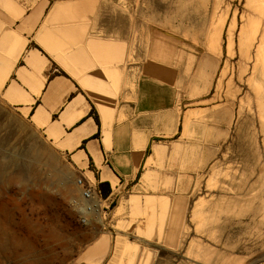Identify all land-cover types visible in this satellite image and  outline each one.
I'll return each mask as SVG.
<instances>
[{"label":"rangeland","instance_id":"374dc122","mask_svg":"<svg viewBox=\"0 0 264 264\" xmlns=\"http://www.w3.org/2000/svg\"><path fill=\"white\" fill-rule=\"evenodd\" d=\"M44 2L17 45L31 39L97 118L98 103L119 125L133 117L134 146L145 149L144 129L149 149L132 182L111 180L106 198L97 185L93 214L75 184L84 177L95 185L92 168L0 101V264H264V127L254 83L248 75L230 81L237 45L232 58L226 50L227 29L234 15L241 25L246 0H8L0 6V56L10 48L1 38ZM55 7L57 22L49 18ZM35 35L58 41L77 76ZM88 80L92 95L80 85ZM144 83L166 102L139 114L135 95ZM102 134L109 148L111 136L106 143Z\"/></svg>","mask_w":264,"mask_h":264},{"label":"crops","instance_id":"0c3cea01","mask_svg":"<svg viewBox=\"0 0 264 264\" xmlns=\"http://www.w3.org/2000/svg\"><path fill=\"white\" fill-rule=\"evenodd\" d=\"M7 1H0V6H5ZM35 11L22 22L16 34L1 38L3 45L9 43L10 48L6 56H0V76L5 70L0 101L7 107L15 109L20 115H27L32 126L46 137L50 135L49 141L55 139L63 152L74 157L75 163L86 162V166L92 168L89 172L92 173L96 186L108 182L111 187V180L115 178L119 187L127 185L143 168L150 137L145 134L144 129L141 131V141L145 137L147 144L140 152L134 146L133 117L119 125L115 121L112 122L113 112L108 108L111 115L109 119L104 115V119L100 108L103 105L100 103L96 104L99 121L97 125L93 114L90 116L93 107L79 92L75 82L59 75L51 61L30 46L31 39H28L27 43L26 41L21 43V46L17 45L21 39L18 33L40 17L34 16ZM42 32L43 29L38 36L39 39ZM38 38L36 41L42 46ZM44 50L48 53L45 48ZM53 60L55 61L54 58ZM55 62L58 65L57 61ZM69 74L77 76L74 72ZM85 83L92 88V92L86 91L82 83L81 87L87 94L92 95L95 91L94 84L90 80ZM148 83L140 85L135 95L136 103L133 109L139 114L150 113L154 106L158 108L166 102L164 97L156 96L145 88ZM35 124L41 126L36 127ZM103 129L111 136L109 148L103 142Z\"/></svg>","mask_w":264,"mask_h":264},{"label":"bare ground","instance_id":"6f19581e","mask_svg":"<svg viewBox=\"0 0 264 264\" xmlns=\"http://www.w3.org/2000/svg\"><path fill=\"white\" fill-rule=\"evenodd\" d=\"M0 1L3 2V0H0ZM45 5H46V3L44 2L36 8V11H35L36 15H34L35 17H37V16L39 17L42 14ZM245 6H246L245 7L246 11L240 15L241 25L239 26V28H237V18H236V15H234L232 22H231V25L227 29V46H226L227 53H229L231 58H232V56L235 54L234 53L235 45H237V50H238V54H239V61H237L238 66L235 70H233L230 81L232 82L236 76H237V79L239 81H243V77L245 75H248L245 82H247L249 85L254 83L252 89L254 90L256 105L258 107V112H259L260 119L262 121V128H263L264 127V0H246ZM58 8L59 7H55L50 12L49 18L51 19V21L54 20L57 22L59 19L62 18V17H60V14L58 13ZM19 15H20V13L18 12V16ZM225 18H224V20H225ZM131 20H132V24H134L135 23V14H132ZM224 20H223L222 25L220 26L219 30L216 29L218 31V33L216 34V40L221 38L220 35H221V31L224 29ZM59 25H57V26H59V27L63 26L61 24H59ZM46 26L45 25L43 26V28H42L43 31L46 30ZM61 33H65V31L61 32ZM59 38H61V36ZM63 38H61V40ZM39 43L48 51V53H50L53 56L55 61H57L58 65L62 69H64L68 73H73V71L75 70L74 65H73V63H71V61H69L68 57H66V55L63 54V50L61 48L62 46H60L58 41L51 42L48 39H46L45 43H43L41 41H39ZM219 46H221V45H219ZM219 50L220 49L218 48V52H219ZM168 52H170V51H168ZM170 55H169V57H172V55L171 56ZM217 55H218V53H217ZM167 56H166V58L169 61L170 58ZM164 57H165V55H164ZM164 61H165V59H164ZM165 63H166V61H165ZM4 72H5V70L2 72L3 73L2 76H0V89L2 87L4 80H5ZM158 77H159V75H153L150 80L154 83L164 85V83H162V81L159 80ZM82 86L86 91L92 92V88L87 83H82ZM100 108H101V112L103 114V118L105 119V117H104V115H105L109 119V115H111L110 110L109 109L107 110L103 106H100ZM185 121H186V119H185ZM185 124H187V123H185ZM108 137H109V132H105V142L106 143H107ZM185 163H187V162H185ZM135 171L136 170H134V173H135ZM148 177H149L148 175L144 176V180H147ZM43 199L45 202H49L52 200V196L49 193L44 192L43 193ZM90 203H91V205H90V207H87V209L89 211H91L93 214H97V212H98L97 208L99 206L98 202L94 199V200L90 201ZM135 206L139 207L141 205L138 206V203H136ZM141 210L142 209H140V211ZM93 251H95V253H96V250H93ZM91 255H93V253H91ZM32 264H38V263H32Z\"/></svg>","mask_w":264,"mask_h":264},{"label":"built area","instance_id":"2783aa9c","mask_svg":"<svg viewBox=\"0 0 264 264\" xmlns=\"http://www.w3.org/2000/svg\"><path fill=\"white\" fill-rule=\"evenodd\" d=\"M76 186L80 191L81 197L86 201L90 202L92 200L99 201L101 199V192L98 186L92 185L84 177H80L75 181Z\"/></svg>","mask_w":264,"mask_h":264},{"label":"trees","instance_id":"16d2710c","mask_svg":"<svg viewBox=\"0 0 264 264\" xmlns=\"http://www.w3.org/2000/svg\"><path fill=\"white\" fill-rule=\"evenodd\" d=\"M93 114V117H94V120L96 122L97 125H99V121H98V118L96 117L95 112L94 110L92 109V111L90 112V116H92ZM94 138H97L96 136H94ZM99 186L101 187V192H102V196L103 198H106L109 193H110V185L108 182H102L99 184Z\"/></svg>","mask_w":264,"mask_h":264}]
</instances>
